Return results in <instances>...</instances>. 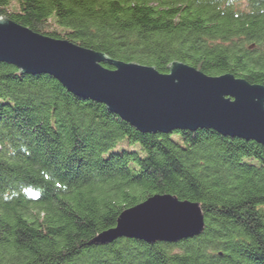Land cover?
<instances>
[{"label":"trees","instance_id":"1","mask_svg":"<svg viewBox=\"0 0 264 264\" xmlns=\"http://www.w3.org/2000/svg\"><path fill=\"white\" fill-rule=\"evenodd\" d=\"M1 15L161 72L179 60L264 84V0H0ZM166 193L201 204L202 234L92 242ZM0 264H264V145L206 128L144 133L0 61Z\"/></svg>","mask_w":264,"mask_h":264},{"label":"water","instance_id":"2","mask_svg":"<svg viewBox=\"0 0 264 264\" xmlns=\"http://www.w3.org/2000/svg\"><path fill=\"white\" fill-rule=\"evenodd\" d=\"M0 61L22 74H50L76 95L106 104L144 133L206 128L264 145V84L231 73L209 75L179 60L161 72L34 31L5 15L0 16ZM205 226L199 202L154 194L125 209L117 225L92 242L107 244L122 237L177 242L202 234Z\"/></svg>","mask_w":264,"mask_h":264},{"label":"rangeland","instance_id":"3","mask_svg":"<svg viewBox=\"0 0 264 264\" xmlns=\"http://www.w3.org/2000/svg\"><path fill=\"white\" fill-rule=\"evenodd\" d=\"M241 3H243V2H241ZM240 7L241 8H244L245 6H244V3L243 4H240Z\"/></svg>","mask_w":264,"mask_h":264}]
</instances>
